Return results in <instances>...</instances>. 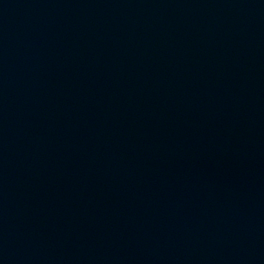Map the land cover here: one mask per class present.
<instances>
[{
  "label": "water",
  "instance_id": "1",
  "mask_svg": "<svg viewBox=\"0 0 264 264\" xmlns=\"http://www.w3.org/2000/svg\"><path fill=\"white\" fill-rule=\"evenodd\" d=\"M0 264H264V0H0Z\"/></svg>",
  "mask_w": 264,
  "mask_h": 264
}]
</instances>
